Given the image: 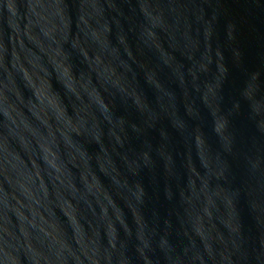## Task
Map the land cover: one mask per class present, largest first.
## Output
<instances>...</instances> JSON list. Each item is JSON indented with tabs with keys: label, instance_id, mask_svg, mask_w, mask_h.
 Here are the masks:
<instances>
[{
	"label": "water",
	"instance_id": "95a60500",
	"mask_svg": "<svg viewBox=\"0 0 264 264\" xmlns=\"http://www.w3.org/2000/svg\"><path fill=\"white\" fill-rule=\"evenodd\" d=\"M0 264H264V0H0Z\"/></svg>",
	"mask_w": 264,
	"mask_h": 264
}]
</instances>
